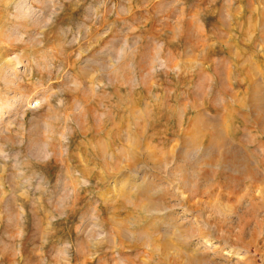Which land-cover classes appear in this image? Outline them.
<instances>
[{
    "label": "rangeland",
    "instance_id": "374dc122",
    "mask_svg": "<svg viewBox=\"0 0 264 264\" xmlns=\"http://www.w3.org/2000/svg\"><path fill=\"white\" fill-rule=\"evenodd\" d=\"M0 264H264V0H0Z\"/></svg>",
    "mask_w": 264,
    "mask_h": 264
},
{
    "label": "bare ground",
    "instance_id": "6f19581e",
    "mask_svg": "<svg viewBox=\"0 0 264 264\" xmlns=\"http://www.w3.org/2000/svg\"><path fill=\"white\" fill-rule=\"evenodd\" d=\"M250 168L251 167H248L247 169H246V171L243 173V175L244 174H246V175H248L249 177L251 176V177H253V178H257V176H256V174H254V172H252L251 170H250ZM226 176H228L227 177V180H225L224 182L226 183V185L228 186L229 184H231L230 182L232 181V180H237L238 182H241V183H243V180H240V179H243L242 177H240V176H238V177H233V176H230V175H226ZM253 184H255V183H257V182H260L261 183V181L260 180H250Z\"/></svg>",
    "mask_w": 264,
    "mask_h": 264
}]
</instances>
